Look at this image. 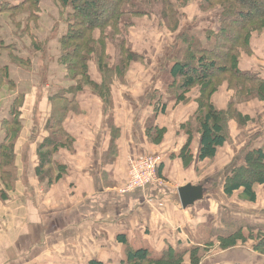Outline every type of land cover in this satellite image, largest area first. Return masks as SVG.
I'll list each match as a JSON object with an SVG mask.
<instances>
[{"label":"crops","instance_id":"obj_1","mask_svg":"<svg viewBox=\"0 0 264 264\" xmlns=\"http://www.w3.org/2000/svg\"><path fill=\"white\" fill-rule=\"evenodd\" d=\"M255 49L259 57L246 59L243 67L264 77V39L256 41ZM19 72V68L11 70L10 76L18 89H26V96L20 109L21 130L13 164L0 171V264H121L128 248L147 250L151 258H159L168 247L186 248L193 240L218 247L209 234L222 226L224 218L264 224V186L254 187V202L243 198L240 191L228 196L222 186L241 151L264 145V101L238 106L249 122L239 128L231 121L229 143L211 160L199 161L200 137L194 134L189 146L191 158L185 165L181 153L188 135L180 125L195 111L197 93L189 95L190 102L170 104L165 115L149 120L154 102L147 104V110L140 111V107L155 98L149 93L150 84L155 92V78L145 74L144 63H132L125 84L113 83L110 112L92 92L81 94L78 109L62 122L70 136L69 146L58 147L53 155L54 180L48 183L38 179L35 169L37 146L48 135L45 124L51 105L35 81L28 88L25 83L20 85L25 80L17 79ZM94 77L100 81L97 70ZM6 100L0 98V106ZM231 100L232 92L225 87L212 98L220 110ZM7 112L0 110V145L5 139L1 122ZM148 122L166 129L157 145L146 137ZM150 154L159 156L162 164L157 175L160 183L123 192L129 159ZM59 165L62 174L58 173ZM187 184L203 185L204 193L201 201L183 209L177 190ZM207 262L264 264V255L245 247L218 249L199 264Z\"/></svg>","mask_w":264,"mask_h":264},{"label":"trees","instance_id":"obj_2","mask_svg":"<svg viewBox=\"0 0 264 264\" xmlns=\"http://www.w3.org/2000/svg\"><path fill=\"white\" fill-rule=\"evenodd\" d=\"M57 1L64 11L65 30L57 39V54L53 60L45 51L46 42L43 45L44 41L39 42L36 36L43 25V0H0V15L5 13L9 18L7 23L0 21V98H12L5 107L1 103L0 108L8 110L1 122L5 138L0 145L2 172L14 161V146L21 130L20 109L26 96L10 76L11 70L32 71L37 78V89L46 94L51 105L45 124L48 135L37 146L35 169L39 180L47 179L50 183L54 180L51 175L53 155L58 147L69 146L70 136L62 122L68 113L78 109L80 96L86 91L100 98L109 112L113 109V83L125 84L130 65L144 61L132 45V33L140 21L157 12L154 8L158 6H161V16L158 15L161 21H158L169 33L177 36L168 68L170 82L164 94L154 93L157 99L151 100L154 113L149 120L165 115L170 104L190 102L189 95L197 93L195 111L180 125L188 135L181 153L185 165L191 158L189 146L194 134L200 137L199 161L211 160L218 149L230 141L229 123L233 121L243 128L249 122V118L239 112L238 106L264 101V77L259 71L243 67L246 59L259 57L255 44L264 39V0H199V10L185 15L187 18L196 14L201 18L214 15L216 27L202 33H195L192 28L176 33L182 22L179 21L180 10L194 0H175L176 3L172 0ZM95 32L97 38L94 37ZM109 47L115 50L113 66H110ZM30 50L35 51L34 58H31L32 53L25 55ZM38 53H45L46 59L43 60L41 55L38 58ZM52 62L57 68L53 69L54 74L49 68ZM92 64L100 75V81L91 77ZM221 87L232 92V100L225 110L218 109L212 101ZM165 132V128H158L152 122L145 124V134L150 143L159 144ZM113 143L114 135H111L110 147ZM248 148L239 153L241 157L235 160L222 186L226 195L240 191L243 198L254 202V187L264 186V145ZM161 165L159 163L156 169L158 176ZM59 166L58 173L62 174V165ZM54 177L58 179V175ZM247 223L224 218L222 226L212 229L209 235L223 251L247 244V238L242 235L246 228L249 237L256 236L255 242L250 244L251 249L264 255V224L252 226ZM187 251L168 247L159 258H151L147 250L128 248L126 260L121 264H185L186 258L188 264L201 262L203 254L198 248Z\"/></svg>","mask_w":264,"mask_h":264},{"label":"rangeland","instance_id":"obj_3","mask_svg":"<svg viewBox=\"0 0 264 264\" xmlns=\"http://www.w3.org/2000/svg\"><path fill=\"white\" fill-rule=\"evenodd\" d=\"M172 1L175 2V0H172ZM198 1L199 0H194L193 2L189 3L185 7L184 10H180L181 14L179 17V21L180 22L182 21V22H181L180 28L178 29L176 33H181L185 31L186 29H190V28H192V31L195 33H202V31L206 29L216 27L215 17L213 14L210 18L209 17L201 18L198 14H196L195 16H192V18H187V15H185L186 13L194 14L196 13L197 10H199ZM154 9L157 12L151 15L149 19L140 21L139 22L140 24H138L137 28L133 31L132 36H131V42L135 50L137 52H140L141 55L144 57L143 63L145 64V74L149 73L150 76H154L155 78V92H151V84H150V92H149L150 96L153 93H161V92L163 93V91H165L166 86L168 85L167 84V82L169 81V78L167 79L168 68L170 65L173 48L175 47V44H176V36H177L175 33H169L166 29L162 27V25L158 21L159 19L158 15H160L159 11L161 9V6H158L157 8H154ZM43 10H44V13L42 15L43 25H42V28L40 29V33L38 32L36 36H37V39H39V42L44 41L42 42L43 45H45V42H46L45 47H47L49 50L45 48V51H48L49 54L47 55H49V57L55 60L56 54H57L56 52L57 39L62 34V32H64L65 30V25L63 22L64 11L61 9V6L57 0H43ZM8 20H9L8 15H6L5 13L0 15V21L7 23ZM159 20L161 21V19ZM94 37L95 38L98 37L96 32L94 34ZM28 45H26L25 48H27ZM114 51L115 50L113 47L108 48V54L111 57L110 66H113V64L115 63ZM34 53L35 51L30 50V53L26 52L25 55L31 54V58H34L33 57ZM40 55L43 56V60L46 59L45 53L43 54L38 53V58ZM53 62L49 66L51 70L50 71L51 74L55 73L53 69H57L55 68L56 66H55V63ZM147 63L149 64V72L147 70ZM19 69H20V72H19V77L17 76V79L21 78L25 80V82L20 83V85L25 83V86L27 88L30 87V85L37 78L33 75L32 71H26L21 68ZM95 71H96L95 65L92 64L91 65V77L93 78H95L94 77ZM48 83L49 82L47 81L45 85H47ZM142 89H143V85H142ZM22 91L26 92V89L23 88ZM156 99L157 98H155V100ZM8 101L9 99L4 101L2 106L5 107ZM150 101H151V98L149 101L146 100L145 105L140 107V111H141V108H144L145 110H147V104ZM2 106H0V108H2ZM247 224L248 225L251 224L252 226L262 225L260 224V222H256V221H251L250 223L248 222ZM243 231L244 232L242 233V235L244 236V238H247V244L238 245L237 247L251 248L250 244L255 242L253 239L256 236L253 235L249 237L246 228L243 229ZM209 239H210V235H209ZM195 241L196 240H193L192 245H189L188 247L181 248V249L184 251H187V250L189 251L193 248H198L200 250L199 253L203 254V257L201 260H203V258L207 255L211 256L213 252L214 253L218 252V247L216 245L210 244V242L199 245ZM215 246H216V249H215ZM216 258H219V257H216ZM219 259L221 261L225 260V258L223 257H220ZM205 264H210V263L207 262Z\"/></svg>","mask_w":264,"mask_h":264},{"label":"built area","instance_id":"obj_4","mask_svg":"<svg viewBox=\"0 0 264 264\" xmlns=\"http://www.w3.org/2000/svg\"><path fill=\"white\" fill-rule=\"evenodd\" d=\"M160 162L159 156L146 155L128 161V177L123 192L142 189L151 182H159L156 169Z\"/></svg>","mask_w":264,"mask_h":264},{"label":"water","instance_id":"obj_5","mask_svg":"<svg viewBox=\"0 0 264 264\" xmlns=\"http://www.w3.org/2000/svg\"><path fill=\"white\" fill-rule=\"evenodd\" d=\"M177 193L182 208L186 209L203 199L204 186L187 184L178 188Z\"/></svg>","mask_w":264,"mask_h":264}]
</instances>
